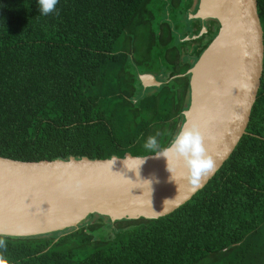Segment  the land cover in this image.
Wrapping results in <instances>:
<instances>
[{
  "label": "trees",
  "instance_id": "obj_1",
  "mask_svg": "<svg viewBox=\"0 0 264 264\" xmlns=\"http://www.w3.org/2000/svg\"><path fill=\"white\" fill-rule=\"evenodd\" d=\"M156 1L59 0L41 15L36 0H0V156L141 155L155 151L144 147L149 136L167 147L189 105L185 72L219 23L185 40L201 29L199 0ZM179 14L185 29L174 27ZM152 47L161 52L149 56ZM148 62L162 83L143 88L138 66ZM0 240V264H264V55L245 134L174 211L113 222L91 214L76 228Z\"/></svg>",
  "mask_w": 264,
  "mask_h": 264
},
{
  "label": "water",
  "instance_id": "obj_2",
  "mask_svg": "<svg viewBox=\"0 0 264 264\" xmlns=\"http://www.w3.org/2000/svg\"><path fill=\"white\" fill-rule=\"evenodd\" d=\"M194 39L215 19L218 31L189 74L183 125L196 123L214 167L197 185L182 159L155 153L122 157L16 160L0 156V235L29 237L76 228L91 214L155 219L174 211L200 190L245 134L260 87L264 40L257 0H199ZM143 88L161 85L138 74ZM143 157V163L140 159ZM172 170V173L168 168ZM172 178H175L172 179Z\"/></svg>",
  "mask_w": 264,
  "mask_h": 264
},
{
  "label": "clouds",
  "instance_id": "obj_3",
  "mask_svg": "<svg viewBox=\"0 0 264 264\" xmlns=\"http://www.w3.org/2000/svg\"><path fill=\"white\" fill-rule=\"evenodd\" d=\"M59 0H36L37 9L41 15H48L57 11ZM144 147L157 156H163L167 160V165L170 157H177L183 160L187 169V178L195 186L199 179L208 173L214 167L213 159L207 155L206 148L203 143V137L196 123L181 125L174 132L168 146L163 149H158V141L156 136H149ZM149 152V153H150ZM143 163V157L137 158ZM168 168V167H167ZM172 173V170L168 168ZM175 180V178H172ZM4 245V241L0 240V247Z\"/></svg>",
  "mask_w": 264,
  "mask_h": 264
},
{
  "label": "rangeland",
  "instance_id": "obj_4",
  "mask_svg": "<svg viewBox=\"0 0 264 264\" xmlns=\"http://www.w3.org/2000/svg\"><path fill=\"white\" fill-rule=\"evenodd\" d=\"M156 1V0H155ZM157 3H158V1H156ZM156 2H154L153 4V6H151L152 5V2L151 3H149V5H148V7H149V9H150V7L153 9V11H158V9H156L157 8V4H156ZM168 13V12H167ZM172 13L170 12V13H168V16H170V17H172ZM176 17H178L177 18V20H179L178 22L180 23V24H178L180 27H178L176 24L174 25V27H176V28H180V29H185L187 26H188V23H187V20L185 21L184 19H182V17H180V14L179 15H177ZM156 25H157V23H156V20H154V21H152L151 22V28H152V30H153V32H156L157 31V27H156ZM158 52H161V49H158V48H155V47H152L151 48V50H150V54H149V56H152L154 53H157L158 54ZM135 56H140V53H136L135 54ZM149 63V62H148ZM138 68H139V70H141V71H144L145 73H146V71H148L149 69H153V68H155V65L153 64V63H149L148 65L147 64H144V65H142V64H139V66H138Z\"/></svg>",
  "mask_w": 264,
  "mask_h": 264
},
{
  "label": "flooded vegetation",
  "instance_id": "obj_5",
  "mask_svg": "<svg viewBox=\"0 0 264 264\" xmlns=\"http://www.w3.org/2000/svg\"><path fill=\"white\" fill-rule=\"evenodd\" d=\"M209 20V19H207ZM207 20L204 22L205 26L207 27ZM146 73H151V72H146ZM152 74V73H151ZM156 78V77H155ZM158 80V79H157ZM160 81V80H159ZM162 82V81H161Z\"/></svg>",
  "mask_w": 264,
  "mask_h": 264
}]
</instances>
